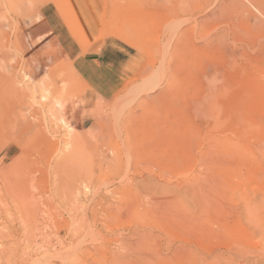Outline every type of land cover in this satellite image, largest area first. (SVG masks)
Returning <instances> with one entry per match:
<instances>
[{"label":"rangeland","instance_id":"obj_1","mask_svg":"<svg viewBox=\"0 0 264 264\" xmlns=\"http://www.w3.org/2000/svg\"><path fill=\"white\" fill-rule=\"evenodd\" d=\"M1 77L14 81L0 90L17 110L0 120V202H10L0 255L66 238L27 264H97L67 238L83 216L112 244L148 232L164 245L264 254V234L243 237L245 198L264 224V0H0ZM203 192L220 201L219 219L239 212L238 231L209 241L189 231ZM25 194L53 198V212L25 217Z\"/></svg>","mask_w":264,"mask_h":264},{"label":"bare ground","instance_id":"obj_2","mask_svg":"<svg viewBox=\"0 0 264 264\" xmlns=\"http://www.w3.org/2000/svg\"><path fill=\"white\" fill-rule=\"evenodd\" d=\"M186 21H188V20H186ZM15 76H13V77H15ZM24 77L25 78L28 77L30 79V75H29V73L27 71H26V75ZM0 84H1V86H0L1 88H2V85L5 86L4 89L6 88V85L14 88L13 87L14 81L12 79H10V77H9V79H8V77L7 78L1 77L0 78ZM6 91L7 90H5V93H6ZM5 93H4V91H2V89L0 90V120L3 119V121H4V119L5 120L9 119V117L13 116V114H14L13 113L14 110L9 105V102H8V104L6 103L8 100L6 102L4 101L6 99L5 97H7L6 95L8 94V93H6V94ZM14 94H17V93H14ZM14 94H13V96H14ZM17 96H18V94H17ZM15 98H17V97L15 96ZM18 99H19V97L16 100L17 102H18ZM22 99H20V101ZM12 103H13V101H12ZM16 107H18V105ZM21 107H23V105H21ZM21 112H22V110H21ZM31 113L34 114L35 112H31ZM213 113H216V112H213ZM20 116H23V115L20 114ZM214 117H215V115H214ZM12 121H13V119H12ZM5 122H1L0 121V125L3 124V123L5 124ZM17 122H18V119H17ZM17 122H15V123L18 124ZM18 125H17V128L19 129ZM23 126H24V124H23ZM9 127H7V128H9ZM7 128H6V130H7ZM12 128H11V130H12ZM33 128H35V127H33ZM18 129L16 130V132L20 131ZM13 132L15 133V130ZM0 140H1V138H0ZM14 141H15V138H14ZM219 141L220 140H216L215 143L219 142ZM215 143H213V144H215ZM46 144H48V143H46ZM21 145H18V146L22 147ZM219 145H220L219 143H216L214 148L218 149V150L221 149V152L222 151H228V149H227L228 147L227 148L224 147V145L227 146V144H223V145H220V146ZM4 146H6V145H4ZM16 148H17V146H16ZM8 152H6V154ZM4 160H5V158L2 159V161H0V172H2L5 169V167H2ZM65 162L69 163L68 158L67 159H63L62 162L60 163V166H61V164H66ZM16 163H18V162H16ZM20 163H18V164H20ZM18 164H16L13 167L14 170H15V167H16V169H18V167L20 166V165L17 166ZM13 165L14 164H12L10 166H13ZM70 166H72V165H70ZM6 168H8V167H6ZM11 168L12 167H10L8 169H11ZM21 169H22V165H21ZM9 171H11V170H9ZM12 172H14V171L12 170ZM21 172H22V170H21ZM6 173L8 174V172H6ZM17 173L20 174L19 172H17ZM67 173H69L68 175H70V172H67ZM10 175H13V174L10 173ZM73 175H74V172L72 174V177H73ZM11 177L12 176H9L8 178H11ZM21 177L19 179H21ZM17 178H18V175H17V177H15V179L18 180ZM199 179H200V177H199ZM6 180H7V178L5 179V181ZM63 180H64V178H63ZM70 180H71V178H70ZM201 180L203 182H206V185L209 188H210V185L211 186L214 185V178H208V177L207 178H205V177L203 178V176H202ZM202 181H201V183H202ZM2 182L3 181H1L0 183H2ZM13 182H14V180H13ZM19 182H20V180H19ZM54 182H56V181H54ZM58 182H59V180H58ZM23 183L25 184V182H23ZM30 183H32V182H30ZM3 184H4V186L7 185L5 182ZM3 184H1L0 186L2 187ZM13 185L14 184L12 183V187H13ZM8 186H10V185H8ZM62 186H64V187L66 186L65 188H69L71 186V184L70 183H64ZM200 186H202V185H200ZM12 187L10 189H12ZM15 187H17V186H15ZM18 187H20V186H18ZM7 188H9V187H7ZM59 189H61V188H59ZM3 190H5V189H3ZM8 190L9 189H7L5 191H8ZM18 190L16 189L15 191H18ZM22 190L25 192V190L23 188H22ZM199 191H201V190H199ZM18 192L16 194H18ZM195 192H197V189H196ZM204 192L202 194H200L201 196L198 198L199 200L196 203L197 212H195L193 214H189V216H187L185 221H184L185 222V226L188 227L189 231L192 232V234L194 233L193 235H196V236L198 235V236H201V237L203 236L205 238V240H206V238H209V239H207V241H209L210 238H212V236H214V233L218 232L219 229H223L225 233L238 231V229L241 228V223H242L241 222L242 221L241 220L242 216H240L239 212L238 213L235 212V211L232 212V214H230V216H228L230 218V221H228V217H224L223 219H219L218 218V214H219L218 210L221 207L220 206V201L204 195ZM26 194H25V200L24 201L22 200V202L19 203V204L22 205V207L18 205L20 208H22L21 212H22V214L25 215V217L29 218V217L37 216L38 214H40L39 211L41 209L47 212V216H49L53 212V209H54L53 208V206H54L53 203L54 202H52L53 198L51 199V202L50 201L48 202L46 200H42L41 198H40L41 199L40 201H37L38 198L36 199V201L35 200H26ZM27 197H29V196H27ZM15 199H17V198H15ZM28 199H30V197ZM244 200H245L244 201V211H245V218H244L245 220L244 221L248 225V228L252 227V229L251 230L250 229H248V230L243 229L245 232H243L244 236L243 235L242 236L245 239L249 240V239H251L250 236L253 237V236L256 235V233H260V235L264 234V224H261L260 219L258 218V216L256 214H254V210H253V206H252L251 201L249 199H246V198ZM6 201H8V199ZM70 201H71V207H73L72 210L74 212L75 211V205H74L75 200H69V202ZM15 202H17V201H15ZM7 203H10V202H7ZM7 203L5 202V199H4V201L2 200L0 202V205L2 206L1 209L3 211H5V212H10V207L8 208V206H7L8 204ZM10 205H12V204H10ZM41 206L44 207V208H42ZM38 208H40L39 211H38ZM15 210L18 211L19 210L18 207ZM21 212H20V214H21ZM70 215L72 217L73 213L70 214ZM72 220L75 222V224L73 225L72 232H70L68 234L67 238L71 242L75 241V242H77V244L80 245V247H81V255H82L81 259L83 257L85 258L86 256L93 257V254L95 256V253H93L92 251L96 252L98 254V256H99V259H96V258H92V259L94 261H96L97 264H264V254L263 253L261 254L259 251L257 253V259L253 260L252 257H250V256L254 255V257H255V253L256 252H250V251H247V250H243L242 248L233 250L230 247L229 248H225V249L217 248L215 250L214 249H207V248H204V247L200 246L201 242L199 243V240H197V243H195V242L193 243L192 242V244H190V246H193V247H189L188 245H185V246L172 245V244L164 245L161 241L160 242H158V241L156 242L155 236H153L152 233H148V232L147 233H143V234L136 233V235L134 234L135 236L131 235L132 237L129 238L128 241L130 242L132 240L133 243H131L132 241L130 243L129 242L125 243L124 242V238L122 237L121 233H116V238L113 240V244H112V242H111L112 240L111 241L110 240H106V238H105L106 236H105V234H103L102 230L96 229L95 222H85L84 216H83V218L79 219V223H76L77 220H75L73 217H72ZM101 221L103 222V224H107L106 221H104V220H101ZM12 222H15V221L13 220V221H11V223H7V222L4 223V225H5L4 229H9L11 233L14 230V223H12ZM213 225H215V228H212ZM246 236H248V237H246ZM65 239L61 240L60 238L59 239H53L51 237H43L42 239L36 240L34 242V245H33L32 249L30 251H28V252L27 251H22V253H20V255L18 257H17V249L15 248V244L16 243H12L11 244L12 246H10V248H8L7 246L2 248V255H0V264H27L28 262H32L38 255L46 253L47 251H50V250L54 251L57 247L60 248V249H63L64 246H65L64 245V240ZM157 240H158V238H157ZM82 243H84V245H85V243L89 244V245L97 243L99 247H93V248L90 249L89 247H85ZM81 245H83V246H81ZM58 258L60 259L61 263L63 264L65 260L63 258H60V257H58ZM247 258H249V259H247ZM15 260H17V261H15ZM80 261H82L81 262L82 264H86L87 263V262H85L86 261L85 259L84 260H80V258H79L78 264H79Z\"/></svg>","mask_w":264,"mask_h":264}]
</instances>
